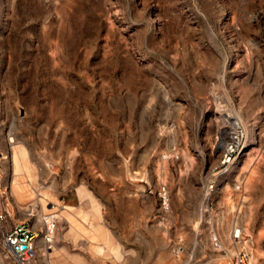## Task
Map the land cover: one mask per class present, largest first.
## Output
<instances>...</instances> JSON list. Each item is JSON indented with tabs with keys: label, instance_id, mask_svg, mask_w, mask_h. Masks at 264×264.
<instances>
[{
	"label": "rangeland",
	"instance_id": "374dc122",
	"mask_svg": "<svg viewBox=\"0 0 264 264\" xmlns=\"http://www.w3.org/2000/svg\"><path fill=\"white\" fill-rule=\"evenodd\" d=\"M0 113L59 214L37 264H264V0H0Z\"/></svg>",
	"mask_w": 264,
	"mask_h": 264
},
{
	"label": "built area",
	"instance_id": "2783aa9c",
	"mask_svg": "<svg viewBox=\"0 0 264 264\" xmlns=\"http://www.w3.org/2000/svg\"><path fill=\"white\" fill-rule=\"evenodd\" d=\"M235 142L227 144L228 148L221 152L220 165L229 162L233 150L231 144ZM12 145V124L0 113V197L4 200L0 206V244L5 252L2 256L5 262L1 261L0 264H37L38 256L46 255L52 249L58 212L55 209H42L41 195L37 190L25 204H9L8 173L11 172L13 162ZM159 195L161 204L166 205L163 188ZM44 202L49 205L48 200ZM15 212L21 213L22 217L13 220L6 227L5 221ZM241 233L240 227H234L231 231L232 240L237 242L241 238ZM210 239L218 254L207 259L203 264H254L250 252L243 246L228 250L220 244L214 233L210 235Z\"/></svg>",
	"mask_w": 264,
	"mask_h": 264
},
{
	"label": "crops",
	"instance_id": "0c3cea01",
	"mask_svg": "<svg viewBox=\"0 0 264 264\" xmlns=\"http://www.w3.org/2000/svg\"><path fill=\"white\" fill-rule=\"evenodd\" d=\"M17 148L19 149H22L24 151V157H23V164L22 165H19L16 167V163H15V151L13 152V162H14V183L16 182L18 184V187H20L21 190L23 191H26V186L28 185V187H30V189L34 186H36V182L34 184L33 180H34V177H35V174H34V170L32 168V166L30 165V162L28 160V157H27V153L25 151V149L21 146V145H17L16 146ZM16 150V149H15ZM12 169H13V164H12ZM10 173V172H9ZM19 176H23L24 180H19ZM17 177V180L16 178ZM10 184H9V192H10V196H9V199L8 200L10 203L9 204H12V179H11V176H10ZM38 186V184H37ZM11 187V188H10ZM14 198V197H13ZM15 200V199H14ZM7 201V200H6ZM28 200H26L25 202L23 203H20V202H14L13 205H19V204H25ZM4 200L2 199V197H0V206L3 204ZM64 209H68L70 205H65V204H62L61 205ZM95 209V206L93 207ZM97 209V208H96ZM90 227L92 228V230H94V237L97 235L99 236L100 234V237H101V227L100 225H93V223L90 222ZM110 248V247H109ZM114 255H117V250L116 249H112L110 250Z\"/></svg>",
	"mask_w": 264,
	"mask_h": 264
},
{
	"label": "bare ground",
	"instance_id": "6f19581e",
	"mask_svg": "<svg viewBox=\"0 0 264 264\" xmlns=\"http://www.w3.org/2000/svg\"><path fill=\"white\" fill-rule=\"evenodd\" d=\"M221 113V112H220ZM222 114V113H221ZM230 114V113H229ZM222 116V115H221ZM223 117V116H222ZM228 119L230 120V122L228 124H225V126H222L220 128V133L222 135V139L219 140L218 145H217V149L224 151L226 150L227 144L232 143L234 141H236L238 143V132L235 131L236 127H237V122H236V118L235 116H232L231 114L228 115L227 114ZM225 122V121H224ZM239 127V126H238ZM239 129V128H238ZM237 130V129H236ZM217 131V130H216ZM15 159V158H14ZM12 160H13V154H12ZM13 164V171H14V162ZM14 173V172H13ZM14 177V176H13ZM15 185L18 186V184L15 182ZM12 193H15V195H18L17 192L14 189V178L12 180ZM11 188V187H10ZM37 188H39L38 186H34L31 188V191H36ZM39 190V189H38ZM30 192V191H29ZM41 192V191H40ZM28 199V198H27ZM232 204V203H231ZM228 207V205H227ZM229 208V207H228ZM230 209V208H229ZM230 212V211H229ZM233 214V213H232ZM59 215V214H58ZM227 221V220H226ZM226 238V237H225ZM230 240V239H229ZM102 246L99 244H91V250L96 251L97 253L102 251ZM113 247H110V250H112ZM115 249V248H114Z\"/></svg>",
	"mask_w": 264,
	"mask_h": 264
}]
</instances>
